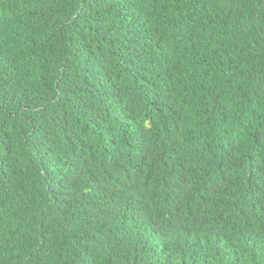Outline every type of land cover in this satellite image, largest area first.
I'll list each match as a JSON object with an SVG mask.
<instances>
[{"label": "trees", "instance_id": "16d2710c", "mask_svg": "<svg viewBox=\"0 0 264 264\" xmlns=\"http://www.w3.org/2000/svg\"><path fill=\"white\" fill-rule=\"evenodd\" d=\"M0 264H264V0H0Z\"/></svg>", "mask_w": 264, "mask_h": 264}]
</instances>
